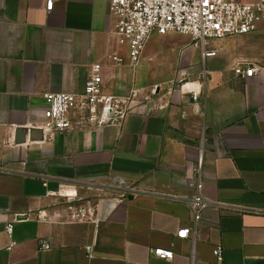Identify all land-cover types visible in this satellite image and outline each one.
<instances>
[{
    "label": "crops",
    "instance_id": "obj_1",
    "mask_svg": "<svg viewBox=\"0 0 264 264\" xmlns=\"http://www.w3.org/2000/svg\"><path fill=\"white\" fill-rule=\"evenodd\" d=\"M115 29L111 0H0V264H264V23L210 40L208 57L187 34L153 32L135 66ZM96 63L107 94L141 92L125 123L34 127L45 93L82 92ZM201 147L213 203L181 239Z\"/></svg>",
    "mask_w": 264,
    "mask_h": 264
},
{
    "label": "built area",
    "instance_id": "obj_2",
    "mask_svg": "<svg viewBox=\"0 0 264 264\" xmlns=\"http://www.w3.org/2000/svg\"><path fill=\"white\" fill-rule=\"evenodd\" d=\"M57 0H47V9L52 10ZM112 14L115 18V36L118 43L126 47L130 63L138 65L146 44L153 32L167 34L177 32L192 38V45L199 48L205 57L216 55V50H208L210 40L223 39L251 33L264 23V0L242 2L240 0H111ZM113 61L123 62L121 55H111ZM103 65H92L85 88L80 93L47 92V118L34 127L40 128L45 135L67 131L99 130L106 126L123 125L134 111L135 102L141 92L134 90L128 96L107 94L103 88ZM235 72L242 78L253 77L258 69L252 65L239 64ZM158 86L150 89L143 97L151 99L157 94ZM123 183V180H120ZM203 147L189 181L190 196L188 204L193 213L194 227L180 228L178 238H191L192 231L197 234L204 211L212 205L204 193ZM133 188H126L123 196L132 194ZM92 215L94 212H90ZM10 236L14 222L5 226ZM44 243L43 248H50ZM90 249V248H89ZM154 255L173 260L175 253L171 248H156ZM214 254L219 262L224 261L225 249L217 245Z\"/></svg>",
    "mask_w": 264,
    "mask_h": 264
}]
</instances>
